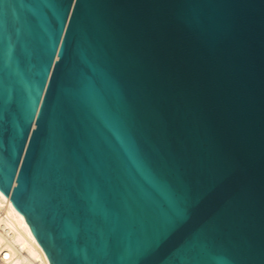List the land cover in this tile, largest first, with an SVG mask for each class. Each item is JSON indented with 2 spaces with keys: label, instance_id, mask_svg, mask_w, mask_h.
<instances>
[{
  "label": "water",
  "instance_id": "95a60500",
  "mask_svg": "<svg viewBox=\"0 0 264 264\" xmlns=\"http://www.w3.org/2000/svg\"><path fill=\"white\" fill-rule=\"evenodd\" d=\"M0 188L49 264H142L173 199L155 264H264V0H3Z\"/></svg>",
  "mask_w": 264,
  "mask_h": 264
},
{
  "label": "bare ground",
  "instance_id": "6f19581e",
  "mask_svg": "<svg viewBox=\"0 0 264 264\" xmlns=\"http://www.w3.org/2000/svg\"><path fill=\"white\" fill-rule=\"evenodd\" d=\"M0 264H49L24 216L0 196Z\"/></svg>",
  "mask_w": 264,
  "mask_h": 264
},
{
  "label": "snow or ice",
  "instance_id": "6c2138e0",
  "mask_svg": "<svg viewBox=\"0 0 264 264\" xmlns=\"http://www.w3.org/2000/svg\"><path fill=\"white\" fill-rule=\"evenodd\" d=\"M0 3H3V0H0ZM3 195L4 191L0 188V196ZM170 205L174 211L168 218L166 225L163 228H157L153 237L139 245L135 250V258L137 261L142 262V264H155L156 252L167 240L168 233L170 231H179L181 227L183 213L174 199L170 200ZM185 247L190 249L191 242L189 241ZM185 264H203V258L198 255H188L185 258Z\"/></svg>",
  "mask_w": 264,
  "mask_h": 264
}]
</instances>
